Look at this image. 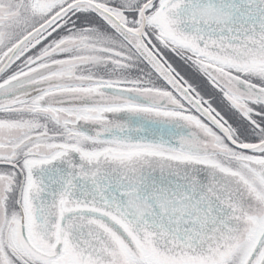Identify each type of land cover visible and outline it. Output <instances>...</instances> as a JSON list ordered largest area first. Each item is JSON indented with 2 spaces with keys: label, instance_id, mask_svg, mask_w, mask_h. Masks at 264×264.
<instances>
[{
  "label": "snow or ice",
  "instance_id": "1",
  "mask_svg": "<svg viewBox=\"0 0 264 264\" xmlns=\"http://www.w3.org/2000/svg\"><path fill=\"white\" fill-rule=\"evenodd\" d=\"M0 264H264V0H0Z\"/></svg>",
  "mask_w": 264,
  "mask_h": 264
}]
</instances>
